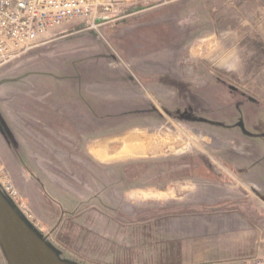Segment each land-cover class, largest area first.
Returning a JSON list of instances; mask_svg holds the SVG:
<instances>
[{"label":"rangeland","instance_id":"obj_1","mask_svg":"<svg viewBox=\"0 0 264 264\" xmlns=\"http://www.w3.org/2000/svg\"><path fill=\"white\" fill-rule=\"evenodd\" d=\"M123 16L0 67V160L29 221L68 264H216L190 251L195 228L240 209L254 251L219 264H264V0H140ZM217 108L246 126L212 123ZM128 138L145 153L120 155Z\"/></svg>","mask_w":264,"mask_h":264},{"label":"built area","instance_id":"obj_2","mask_svg":"<svg viewBox=\"0 0 264 264\" xmlns=\"http://www.w3.org/2000/svg\"><path fill=\"white\" fill-rule=\"evenodd\" d=\"M140 0H0V67L50 43L78 24L97 30L123 18ZM0 186L28 220L24 202L0 160Z\"/></svg>","mask_w":264,"mask_h":264},{"label":"water","instance_id":"obj_3","mask_svg":"<svg viewBox=\"0 0 264 264\" xmlns=\"http://www.w3.org/2000/svg\"><path fill=\"white\" fill-rule=\"evenodd\" d=\"M0 244L8 264H68L38 235L1 186Z\"/></svg>","mask_w":264,"mask_h":264},{"label":"crops","instance_id":"obj_4","mask_svg":"<svg viewBox=\"0 0 264 264\" xmlns=\"http://www.w3.org/2000/svg\"><path fill=\"white\" fill-rule=\"evenodd\" d=\"M233 179L237 182L235 177H233ZM231 187L238 189L236 184H233ZM246 197L250 198L253 196L248 193ZM248 211V209L243 207V214L247 213ZM238 213H241L240 209L235 214L228 216L227 219L221 217L222 220L219 217L213 215L210 217V219H206V222L201 223L200 226H196L195 235L197 239L195 240L196 243H194V250H190L193 252V255L196 257V259H200L202 261L210 259L212 262L219 264L224 263L222 260L229 258L227 256L228 253L231 256L253 253L254 239H252V236L255 235V233L253 234L252 232L245 230L251 228L254 224L247 216L244 217V222H235L233 218L237 219V216H239ZM220 222L222 224H219ZM223 223H226V225ZM254 223L257 222L254 221ZM224 226L229 229L233 228L232 233L227 237H208L209 235L219 232L218 229L220 227L224 228ZM256 228L258 227L256 226ZM209 252L213 253L212 256L214 259L208 257ZM226 256L227 258H224Z\"/></svg>","mask_w":264,"mask_h":264},{"label":"bare ground","instance_id":"obj_5","mask_svg":"<svg viewBox=\"0 0 264 264\" xmlns=\"http://www.w3.org/2000/svg\"><path fill=\"white\" fill-rule=\"evenodd\" d=\"M132 140L133 138H128L122 141H118V143L123 147L122 150L120 149V155L122 156L133 155V154H139L140 152L145 153L146 144L140 143L139 145H137L138 142H134ZM94 154L96 155L98 159L103 160V161L106 160V158H108L107 154L103 156L102 154H99L95 150H94Z\"/></svg>","mask_w":264,"mask_h":264},{"label":"flooded vegetation","instance_id":"obj_6","mask_svg":"<svg viewBox=\"0 0 264 264\" xmlns=\"http://www.w3.org/2000/svg\"><path fill=\"white\" fill-rule=\"evenodd\" d=\"M233 92H234V90L232 89V88H230ZM237 112H238V114H237V116H235V115H232L231 117H233V118H236V123L238 124V125H242L243 126V128L246 126L245 125V122H246V112H245V110H242V111H238V110H236ZM220 114H219V109L217 108V109H215L214 110V114L212 115V117H214V118H216V119H214V118H211V121H212V123H215V122H229V123H231L230 121H232L233 120V118H230L229 116H226V117H220L219 116ZM223 120V121H222ZM219 122V123H220ZM244 123V124H243ZM219 127H221L222 129L224 128V127H227L226 125H221V126H219ZM227 128H229V126L227 127ZM211 173H213V172H211ZM244 204V203H243ZM246 209H249L248 207V205H243Z\"/></svg>","mask_w":264,"mask_h":264}]
</instances>
